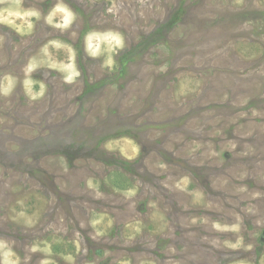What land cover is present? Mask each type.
Instances as JSON below:
<instances>
[{
  "label": "rangeland",
  "instance_id": "1",
  "mask_svg": "<svg viewBox=\"0 0 264 264\" xmlns=\"http://www.w3.org/2000/svg\"><path fill=\"white\" fill-rule=\"evenodd\" d=\"M6 8L0 264H264V0Z\"/></svg>",
  "mask_w": 264,
  "mask_h": 264
},
{
  "label": "clouds",
  "instance_id": "2",
  "mask_svg": "<svg viewBox=\"0 0 264 264\" xmlns=\"http://www.w3.org/2000/svg\"><path fill=\"white\" fill-rule=\"evenodd\" d=\"M55 11H59V12H63L64 13V19H63V23L60 25H57L58 27H63V28H67L73 21L74 19V14L72 13V11L70 9H68L67 7H65L62 3L58 4L56 7ZM55 12H53L52 14L49 15L48 17V22L51 23L52 22V15H54ZM32 16H39V13L35 10H27V11H19V10H13V9H3L0 10V24H6L10 27L15 28L17 31H21L24 27V25H20L16 23L15 18H21L23 19L24 17H32ZM32 25L30 23H27V28L31 29ZM102 39L108 40L109 44H113L115 46H121L122 45V40L118 35H114V34H110L108 36L102 37ZM99 47V45H97V48ZM88 48L91 50L90 54L92 56L97 55V52L95 50H92V44L89 42L88 44ZM109 63H111V59L109 58ZM36 65L34 63H30L26 69V71L28 73H31L34 69H35ZM67 80L71 81L72 80V76L69 75L67 77ZM14 81L11 78H8V86L4 88V92L5 94H7L13 85ZM32 83L33 81L31 79H26L24 81V86L26 91L28 92L29 95H32ZM43 84H41V92L40 95L43 94ZM35 98V97H33ZM0 246H6L4 242L0 241ZM11 255V253H6L5 255V261L4 264H9L7 257Z\"/></svg>",
  "mask_w": 264,
  "mask_h": 264
}]
</instances>
